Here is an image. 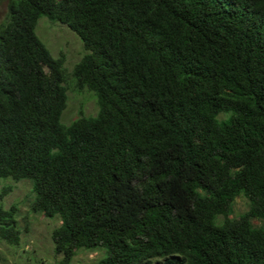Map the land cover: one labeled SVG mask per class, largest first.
I'll return each mask as SVG.
<instances>
[{"label": "trees", "instance_id": "trees-1", "mask_svg": "<svg viewBox=\"0 0 264 264\" xmlns=\"http://www.w3.org/2000/svg\"><path fill=\"white\" fill-rule=\"evenodd\" d=\"M43 17L78 36L70 75L97 115L63 122L66 56L38 36ZM2 178L31 180L32 212L61 220L62 264L82 248L96 264H264V0H10ZM17 214L0 205L12 246Z\"/></svg>", "mask_w": 264, "mask_h": 264}, {"label": "rangeland", "instance_id": "rangeland-1", "mask_svg": "<svg viewBox=\"0 0 264 264\" xmlns=\"http://www.w3.org/2000/svg\"><path fill=\"white\" fill-rule=\"evenodd\" d=\"M9 1L0 0V25L7 18ZM37 34L55 58L61 54L66 56L64 67L65 69L67 67L69 75L67 82L69 101L63 114V122L70 124L79 118L81 113L86 116L97 115L99 107L96 99L86 90H78L73 76L70 75L75 65L82 59L83 46L78 36L66 25L52 22L46 17L39 21ZM8 185L13 186L14 189L4 199L0 198V205L6 209L17 205L16 218L22 234L18 246H12L0 240V264H62L63 256L56 253L52 237L54 230L61 225V220L32 212L30 204L35 194L31 180L16 182L12 178H2L0 193ZM248 202L244 196L235 200L236 217L248 211ZM223 219L220 217V220ZM253 224L259 225L260 221L254 220ZM102 256L101 249L92 251L82 248L76 251L71 264H96Z\"/></svg>", "mask_w": 264, "mask_h": 264}]
</instances>
